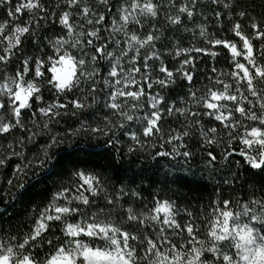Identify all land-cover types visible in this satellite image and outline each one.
Segmentation results:
<instances>
[{
    "label": "snow or ice",
    "instance_id": "obj_1",
    "mask_svg": "<svg viewBox=\"0 0 264 264\" xmlns=\"http://www.w3.org/2000/svg\"><path fill=\"white\" fill-rule=\"evenodd\" d=\"M214 2L219 6L221 0ZM99 3L103 11L92 8L85 0H64L63 8L57 3L51 9L43 0H0V9L7 17L0 21V135L24 130L27 137L16 138L21 146L34 143L37 136L48 137L31 160L14 166L6 183L22 196L41 181L47 183L49 177H59L57 190L35 213L28 232L13 235L0 229V264H264V11L256 20L247 8L234 12V2L223 3L232 20L229 31L241 46L227 36L215 38L202 24L199 36L204 46L184 47L176 40L168 50L174 64L169 68L156 45L159 42L164 47L168 39L175 37H164L156 23L145 31L143 22L159 18L165 7L162 0H123L115 6L110 0ZM260 7L264 9V4ZM167 8L166 20L180 25L182 17H194L196 0H191V5L189 0H182L179 6L176 0H168ZM255 8L253 0L252 11ZM171 9L176 14H171ZM25 11L29 18L18 22ZM106 13L111 31L103 37ZM74 15L86 22V30L74 22ZM215 15L222 17L224 13L217 11ZM241 19L249 21L251 36L245 34ZM57 21L59 33L40 34ZM129 25L139 31L129 33ZM120 33L123 41L116 38ZM28 39L35 40L34 47L42 49L40 55L28 54L24 46ZM253 40L260 42L258 48H254ZM215 46H222L228 53L231 69L225 72L213 66L214 78L206 77L208 83L197 87L199 58L204 54L213 58L224 54L214 51ZM176 57H180L178 66ZM101 60H107L109 65L101 81L107 89L102 107L110 115H104L101 122L78 119L77 127H69L65 133L54 132L50 125L65 117L78 118L97 104L98 92L104 91L98 87L101 81L96 80ZM17 61L19 67L10 74L8 66ZM124 61L130 65L127 69ZM229 79L231 82H227ZM181 83L185 85V96L172 99L171 91ZM81 84L87 85L80 89L87 94L69 98ZM133 85L135 90L130 88ZM154 88L160 91L154 92ZM45 91L55 92L51 100L45 99ZM120 98L125 99L121 102ZM178 102L185 106L177 107ZM140 109H144L143 116L138 115ZM175 114L184 116L188 125L182 130L165 131L164 118ZM205 116L211 126L203 122ZM40 117L43 120L38 124ZM132 123L138 125V132L132 129ZM28 124L39 130L33 131ZM191 129H196L198 137ZM117 131H126L130 138L127 154L157 149V144L150 142L153 136L164 141L160 149L165 144L172 145L171 151L157 150L153 159L182 156L187 161L194 154L185 150V140L197 138L209 146L203 157L210 170L219 163L213 146L223 144L222 160L239 163L234 159L239 154L245 162L252 180L247 198L237 203L221 199L224 194L217 193L216 200L209 204L211 211L204 216L196 211L201 206L193 205L182 190H173L175 199L150 193L148 205H144L145 197L134 190L126 191L124 184L109 195L102 181L113 163L124 155L116 147L121 143ZM0 147L7 149V155L0 156V168L7 166L11 157L23 155L15 151L12 142ZM240 178L239 172L233 173L227 182L229 187ZM184 201L187 204L181 207ZM137 203L143 208H137ZM56 231L63 242L60 236L48 237L49 232ZM45 247L51 251L38 255Z\"/></svg>",
    "mask_w": 264,
    "mask_h": 264
},
{
    "label": "trees",
    "instance_id": "obj_2",
    "mask_svg": "<svg viewBox=\"0 0 264 264\" xmlns=\"http://www.w3.org/2000/svg\"><path fill=\"white\" fill-rule=\"evenodd\" d=\"M16 2V0H14ZM23 2V0H21ZM45 6L49 9L54 8L57 3H60L61 8L64 7V0H43ZM92 8L103 11L104 6L99 3V0H85ZM122 3L123 0H110V4L113 6L117 3ZM165 7L161 10V14L157 20L151 18L143 21L147 27L152 23H156L157 28H162L164 32V37L175 39H168L164 47H161V44L158 42L156 47L161 50L164 63L172 68L173 56L168 51L172 49L173 44L176 40H179L181 45L188 47L191 44H195L197 47L204 46V39L199 36V26L206 25L207 32L209 34L214 33L215 38H224L227 36L230 40H235L237 46L240 47V41L234 36L229 30L231 28L232 20L226 14L228 10L223 8V3H235L236 7L234 12H238L241 8H247L250 16L256 20L261 19V12L264 11L260 5L264 4V0H254L256 8L255 11H252L253 0H221L220 5L218 6L214 0H196V11L192 19H188L186 16L182 17L183 23L180 25H173L169 23L165 18V13L169 12L167 8L168 0H162ZM182 2V0H176L177 6ZM191 5V0H189ZM77 10H74V13ZM171 14H176L175 9H171ZM219 11L224 13L222 17H217L215 13ZM113 12H115V7H113ZM41 15L44 13L41 12ZM29 18L28 13L25 11L19 16L18 22L23 23ZM7 19L6 13L3 9H0V21ZM74 22L84 25L86 30L88 25L86 22L79 17L74 15ZM109 17L106 13V30H101V35L107 37L111 31V27L108 24ZM241 25L245 31V34L251 36V30L247 27L248 20L241 19ZM43 23V22H42ZM221 25L223 28L221 29ZM188 29L189 31H185ZM129 33L133 31H139L133 25H129ZM60 32V25L58 21L56 23L49 24L46 29L40 33L41 35H51L53 33ZM193 32L195 34V39L193 38ZM117 39L124 40L123 33H120L116 37ZM209 39L212 37L209 36ZM259 41L253 40L254 48L259 47ZM35 40L28 39L25 41V48H27L28 54L40 55L42 49L34 47ZM214 51L223 52V55H220L216 58L211 57L210 55L204 54L201 56L197 62V68L200 71V76L197 78L196 86L199 87L200 84H207L208 81L206 77H213L211 69L215 66L217 69H223L225 72H228L231 69V64L226 56L228 53L223 49L222 46H215ZM49 55L51 51L49 49H43ZM143 51V50H142ZM150 51V49L148 50ZM118 54V53H117ZM180 57L175 58V66L179 65ZM125 68L127 69L130 65L126 61L123 62ZM101 71L96 76V80L101 81L102 76H107L109 65L107 60H101L98 63ZM19 67V61L13 62L8 66L9 73H14L16 68ZM158 70L159 62L155 65ZM3 65H0V70H2ZM2 74V71H0ZM136 78L140 79L139 74H136ZM224 79V77H222ZM227 82H231L230 79ZM99 88L104 89V91H99L97 94V104H94L91 109H86L78 118H73L71 116L60 119L58 124H55L53 131H59L65 133L68 131L69 127H77L78 119L88 118L89 120H96L101 122L104 115L110 113L107 108H103L104 104V92L107 91L102 81L98 85ZM81 88H87V85L81 84L80 88L73 89L72 93L69 94V98L75 96H84L87 93L81 92ZM131 90H135V86H130ZM160 89L154 88V92H159ZM172 99H176L177 96H185V85L183 83L179 84L174 91H171ZM55 92L49 93L44 92L46 100H51ZM91 97H89L88 103H91ZM125 98H120L121 102ZM63 102V101H62ZM177 107H184L183 103L178 102ZM150 107V105H149ZM196 108H193V111H196ZM138 115H144V109H140ZM28 117V113H25V118ZM43 118H37V123L40 124ZM203 122L211 126L209 118L203 117ZM113 122H116L115 117ZM188 125V120L184 116L175 114L172 117H165L162 128L165 131L170 129L182 130L185 126ZM96 124L93 123L92 127H95ZM219 127V125H216ZM28 128H31L33 131H38L39 129L33 127L32 124L27 125ZM131 127L134 131H139V127L136 123H132ZM191 131L198 137L196 129H191ZM28 133L24 130L17 129L11 135L4 136L0 135V146H7L9 142L14 144L16 152H23L22 156L16 157L13 156L9 159L7 166L0 168V213H3L0 216V229L7 230L13 235L23 234L30 230L31 225L35 222V213H38L48 202L51 197V194L55 192L59 186V177L51 176L48 178V182L41 181V183L35 187L29 188L26 190L22 196L17 195V190L15 188H10L6 183V180L11 178V174L15 171V165L18 163H27L28 160L33 158V154L37 153L39 146L46 143L48 137L47 135L37 136L34 143H26L25 146H21L17 141V137H27ZM116 135L119 137L121 143L116 147L122 150L124 155L121 159L117 160L111 166L110 173L106 174V178L102 181L104 188L107 190L109 195H114L120 188L121 184L126 185V191H136L145 197L144 205H148L149 201L152 199L150 193H159L161 197H175L172 195L173 190H182L192 202L193 205H200L201 207L197 208L196 211L201 215H208L211 211L209 204L212 201H215L217 193H223L221 199H233L237 203H242L244 199L247 198L246 194L249 192V185L252 183L251 177L247 168L245 167V162L240 159L239 154H236L234 159L239 161V163H233L232 161H225L221 159L220 154L224 149V145L220 144L219 146H213L214 151L217 155L219 161L218 165L214 169H209L205 166V160L203 153L206 150H209L208 145H204L202 141L198 142L197 138L187 139L185 143L188 145L187 149L191 151L194 155L191 159L185 161L181 157L173 158L168 157H155V152L160 151H171L172 145L165 144L163 149L159 148L161 143L164 141L159 140L156 136L151 138V143L157 144V149H150L147 151L137 152L135 155L127 154L128 143H130V138L127 135V132L124 131L121 134L120 131L116 132ZM71 137H69L70 139ZM167 137H165L166 139ZM95 142V141H93ZM99 142H103L101 139ZM175 143V142H173ZM7 155L6 147H0V156ZM239 172L240 179L237 180L231 187L227 182L231 181L232 174ZM67 180V177L64 178ZM248 180V183H244L245 180ZM15 184V181H13ZM101 206H104V193H101L100 197ZM187 204V201L181 203V207H184ZM128 205L125 204V207ZM137 208H143V205L139 203L136 204ZM5 208L7 211L5 212ZM192 209H190L191 211ZM57 236L61 237V242H63V237L59 231L49 232V238H55ZM51 251L45 247L43 250L38 251V255H44Z\"/></svg>",
    "mask_w": 264,
    "mask_h": 264
}]
</instances>
